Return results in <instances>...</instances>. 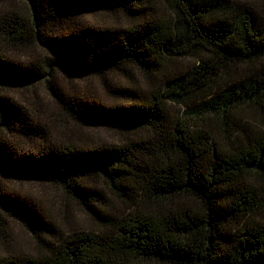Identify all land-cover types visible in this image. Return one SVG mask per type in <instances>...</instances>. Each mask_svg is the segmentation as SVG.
<instances>
[{"label": "trees", "instance_id": "obj_1", "mask_svg": "<svg viewBox=\"0 0 264 264\" xmlns=\"http://www.w3.org/2000/svg\"><path fill=\"white\" fill-rule=\"evenodd\" d=\"M20 1L0 0V214L34 246L0 264H264V0ZM37 84L113 134L50 126L7 93Z\"/></svg>", "mask_w": 264, "mask_h": 264}, {"label": "rangeland", "instance_id": "obj_2", "mask_svg": "<svg viewBox=\"0 0 264 264\" xmlns=\"http://www.w3.org/2000/svg\"><path fill=\"white\" fill-rule=\"evenodd\" d=\"M15 1L21 3L20 0ZM35 49L39 53L43 51H41L40 48ZM59 77L63 80L64 85L67 86L71 84L66 77ZM7 93L23 100L35 117H38L50 126L54 125L57 128L62 125L65 129L72 131L73 134L82 131H88L103 137L113 134L112 131L106 130L101 126H79L74 124L70 119L60 115L53 101L40 84L32 87L30 86L25 90H7ZM4 183L9 189H19L37 197V199L41 200L43 206L49 208L65 223H80L85 220L78 206L72 200L65 197L59 188L46 180L15 177L7 178ZM33 243L34 239L28 229L23 227L12 217L0 214V253L5 254L7 251H25L32 248V246H34Z\"/></svg>", "mask_w": 264, "mask_h": 264}]
</instances>
